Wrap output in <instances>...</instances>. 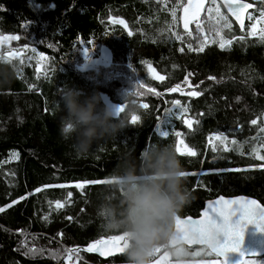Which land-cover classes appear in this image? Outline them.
I'll return each mask as SVG.
<instances>
[{
  "label": "trees",
  "instance_id": "1",
  "mask_svg": "<svg viewBox=\"0 0 264 264\" xmlns=\"http://www.w3.org/2000/svg\"><path fill=\"white\" fill-rule=\"evenodd\" d=\"M176 5L0 0V264L139 263L206 200L264 205V153L251 152L264 141V34L196 45ZM79 41L109 49L125 78L77 70ZM187 78L197 96L171 92ZM129 232L122 255H93Z\"/></svg>",
  "mask_w": 264,
  "mask_h": 264
},
{
  "label": "rangeland",
  "instance_id": "2",
  "mask_svg": "<svg viewBox=\"0 0 264 264\" xmlns=\"http://www.w3.org/2000/svg\"><path fill=\"white\" fill-rule=\"evenodd\" d=\"M177 4L179 8L178 24L182 33L194 41L196 45L216 44L220 48L227 47L231 40L228 36L236 34L238 27L234 20L229 16L226 8L222 6L223 1L238 2L241 0H165ZM251 6L247 21L244 27V34L248 37H259L264 34V0H244ZM29 24H24L27 27ZM237 30V31H236ZM10 38H6L4 44H8ZM78 59L74 67L81 71L94 72L103 75L101 83H107L114 79H124L129 71L123 66H113L111 63V52L105 46L88 44L79 41ZM15 47V46H14ZM13 52L8 53L12 56ZM149 71L156 77L155 71ZM171 92L181 93L185 96H197L199 85L193 84L189 78L179 85L173 87ZM251 147L253 155L260 157L264 153V141ZM258 168L264 166H257ZM254 168V167H251ZM136 232H129L120 235L112 240L123 242L125 247H131L133 240L137 239ZM202 250V251H199ZM205 247L187 248L179 245L172 249H167L166 245L154 246L145 251L146 260L131 264H224L225 261L212 255ZM81 259L80 257H77ZM78 261V260H77ZM109 264V263H107ZM114 264V263H111ZM242 264H264V256L261 258L246 259Z\"/></svg>",
  "mask_w": 264,
  "mask_h": 264
},
{
  "label": "water",
  "instance_id": "3",
  "mask_svg": "<svg viewBox=\"0 0 264 264\" xmlns=\"http://www.w3.org/2000/svg\"><path fill=\"white\" fill-rule=\"evenodd\" d=\"M229 16L243 32L251 6L243 1H223ZM184 245L205 247L224 264H242L264 256V205L248 195H219L204 202L196 217L173 216L167 249ZM126 251L123 242L105 240L92 249L94 256L108 261Z\"/></svg>",
  "mask_w": 264,
  "mask_h": 264
},
{
  "label": "flooded vegetation",
  "instance_id": "4",
  "mask_svg": "<svg viewBox=\"0 0 264 264\" xmlns=\"http://www.w3.org/2000/svg\"><path fill=\"white\" fill-rule=\"evenodd\" d=\"M122 242V241H121ZM124 246H125V244H124ZM126 248V247H125ZM128 250V247L126 248V251ZM122 255V254H121ZM120 256V255H119ZM117 257V256H116ZM116 257H114V258H116ZM114 258H112V259H114ZM111 260V259H110ZM109 261V260H108Z\"/></svg>",
  "mask_w": 264,
  "mask_h": 264
},
{
  "label": "built area",
  "instance_id": "5",
  "mask_svg": "<svg viewBox=\"0 0 264 264\" xmlns=\"http://www.w3.org/2000/svg\"><path fill=\"white\" fill-rule=\"evenodd\" d=\"M68 264H72V261H69Z\"/></svg>",
  "mask_w": 264,
  "mask_h": 264
}]
</instances>
